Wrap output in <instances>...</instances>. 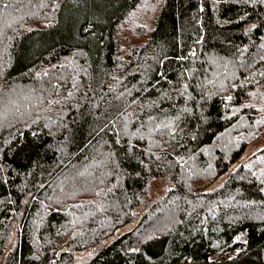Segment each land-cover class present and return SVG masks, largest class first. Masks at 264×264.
Segmentation results:
<instances>
[{
	"label": "trees",
	"instance_id": "obj_1",
	"mask_svg": "<svg viewBox=\"0 0 264 264\" xmlns=\"http://www.w3.org/2000/svg\"><path fill=\"white\" fill-rule=\"evenodd\" d=\"M0 264H264V0H0Z\"/></svg>",
	"mask_w": 264,
	"mask_h": 264
},
{
	"label": "rangeland",
	"instance_id": "obj_2",
	"mask_svg": "<svg viewBox=\"0 0 264 264\" xmlns=\"http://www.w3.org/2000/svg\"><path fill=\"white\" fill-rule=\"evenodd\" d=\"M67 29H63L61 31V33H64L65 31L69 32L68 30H70L69 27H66ZM263 148V144L261 142H257V143H254L252 146L249 147V151L251 154H253L254 152H256L257 150ZM156 184L153 183L152 187H154ZM126 229L128 228H124L123 230H121V232L125 231ZM90 253L89 252H81L79 255H78V260L80 261H83L84 259H86L87 257H89Z\"/></svg>",
	"mask_w": 264,
	"mask_h": 264
},
{
	"label": "snow or ice",
	"instance_id": "obj_3",
	"mask_svg": "<svg viewBox=\"0 0 264 264\" xmlns=\"http://www.w3.org/2000/svg\"><path fill=\"white\" fill-rule=\"evenodd\" d=\"M229 99H231V98H229Z\"/></svg>",
	"mask_w": 264,
	"mask_h": 264
}]
</instances>
